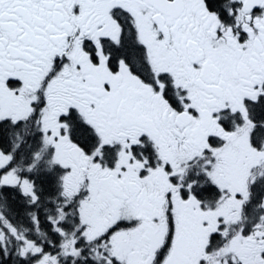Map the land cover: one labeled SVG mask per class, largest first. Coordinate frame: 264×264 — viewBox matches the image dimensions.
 <instances>
[{
	"label": "snow or ice",
	"instance_id": "1",
	"mask_svg": "<svg viewBox=\"0 0 264 264\" xmlns=\"http://www.w3.org/2000/svg\"><path fill=\"white\" fill-rule=\"evenodd\" d=\"M0 264H264V0H0Z\"/></svg>",
	"mask_w": 264,
	"mask_h": 264
}]
</instances>
